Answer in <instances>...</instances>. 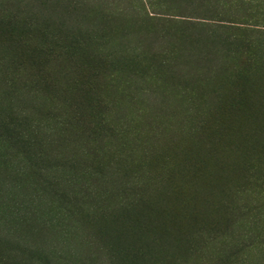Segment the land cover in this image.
Here are the masks:
<instances>
[{"label":"rangeland","instance_id":"374dc122","mask_svg":"<svg viewBox=\"0 0 264 264\" xmlns=\"http://www.w3.org/2000/svg\"><path fill=\"white\" fill-rule=\"evenodd\" d=\"M0 264H264V0H0Z\"/></svg>","mask_w":264,"mask_h":264},{"label":"trees","instance_id":"16d2710c","mask_svg":"<svg viewBox=\"0 0 264 264\" xmlns=\"http://www.w3.org/2000/svg\"><path fill=\"white\" fill-rule=\"evenodd\" d=\"M35 122L36 120L34 122H28V124L26 125L25 133L22 130L20 133L21 138L26 135L28 139H31L32 145H34L35 142H38L39 144V141H45L46 139L50 138L52 135L56 134L54 129H50V128L48 129V127L46 126H45L46 129H45L43 127L44 124H42L41 122L39 123V121L37 124H34ZM194 206L197 207V204L194 203ZM234 253L235 254L239 253L238 248H234V252L229 253L230 255H228V257L232 258L231 257L232 255L234 257Z\"/></svg>","mask_w":264,"mask_h":264}]
</instances>
